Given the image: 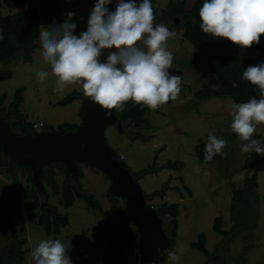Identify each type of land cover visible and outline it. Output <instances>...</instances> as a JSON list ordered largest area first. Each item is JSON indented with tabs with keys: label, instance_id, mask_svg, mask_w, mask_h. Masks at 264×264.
<instances>
[{
	"label": "rangeland",
	"instance_id": "rangeland-1",
	"mask_svg": "<svg viewBox=\"0 0 264 264\" xmlns=\"http://www.w3.org/2000/svg\"><path fill=\"white\" fill-rule=\"evenodd\" d=\"M176 1L151 0V4L158 15ZM96 2L97 0H28V6L39 13L40 32L44 27L63 23L66 13L73 12L71 22L77 25L74 34L78 36L86 31L90 10ZM107 7L112 11L110 4ZM169 30L175 35L167 41L166 50L173 54L172 68L168 71L170 75L181 76L179 96L147 113L150 128L131 125L121 133L110 125L104 135L109 146L130 168L133 178L148 198L145 199L149 206L157 209L171 203L179 205L177 236L169 253H175L180 259L178 262L173 261L168 255L160 264H219V252L216 254L219 259L216 260L215 257L208 263L207 256L190 245L203 232L206 235L205 246L213 253L222 239L213 230V220L221 217L222 228H230L231 191L234 187L241 186L246 175L245 153L241 151V145L246 142L241 141L238 135L234 136L236 133L232 131V100L213 93L219 90V84L198 50L184 38L183 28L174 26ZM137 46L147 51L143 40L137 42ZM42 53L38 37L31 61H24L19 51L8 60L0 62V71L12 72L11 78L0 81V94L7 95L2 106L7 109L15 90L22 87L24 92L21 111L27 121L38 126L35 128L37 132L46 126L56 128L61 123L79 125L83 99H74L66 105H58L57 102L74 90L84 94L82 85L70 84L57 90L58 78L52 73L51 65L43 59ZM185 63H190L198 75H191L185 69ZM40 71L49 74L42 82H38L36 75ZM205 89L209 94L198 98L196 93ZM255 132L261 133L264 140V124H258ZM136 134L139 137L133 136ZM209 134L227 141V146L222 150L225 155H220L216 161L201 164L195 155L194 146L200 142L208 143ZM175 161L180 162V165L175 168L165 166L167 162ZM79 167L82 176L78 181L69 180L64 172L53 167L54 177L59 185L58 194L54 195L45 184L49 195L48 203L69 221L68 226L55 236L46 235L39 225L40 208L34 211L32 218L27 215L26 207L31 200L25 199L24 192L33 191L27 179L28 174H19L17 180L12 181L0 172V197L13 217L19 243L26 250L25 264H35L32 252L41 241L55 239L66 247L71 245L68 256L72 264H99L104 251L112 244L119 245L127 259L137 261V243L129 240L128 228L123 225L127 215L116 214L112 210L116 197L113 198L108 191V177L87 164H80ZM252 171L258 174L257 192L260 199L256 228L251 238L248 235L231 238L229 251L220 264H241L243 258L244 264H264V156ZM65 180L72 185L73 190L78 188L79 183L94 198V206L97 207H88L83 199L75 198L73 204L65 208L61 195V186ZM153 194L155 196L150 197ZM39 200H42L41 195ZM116 200L117 209L122 210L123 200ZM163 217L165 221L168 220L166 213H163ZM246 244L252 246L243 255L242 249Z\"/></svg>",
	"mask_w": 264,
	"mask_h": 264
},
{
	"label": "clouds",
	"instance_id": "clouds-1",
	"mask_svg": "<svg viewBox=\"0 0 264 264\" xmlns=\"http://www.w3.org/2000/svg\"><path fill=\"white\" fill-rule=\"evenodd\" d=\"M112 0H97L90 10L86 31L74 34L77 25L73 12H67L61 24L44 27L39 34L43 59L51 65L57 79V90L80 83L85 96L102 108L123 111L125 102L132 100L141 107L156 110L181 92V76L170 75L173 54L166 50L167 41L175 33L163 24L154 26L155 15L151 0H118L115 11L107 5ZM200 29L213 38H226L240 48L260 43L264 34V0H204L199 9ZM146 36V38H145ZM4 28L0 26V40ZM143 40L147 51L137 42ZM115 48L105 61L102 49ZM38 82L48 72L37 74ZM242 79L258 87L261 98L232 104L231 128L243 143L242 153L264 156V140L253 139L258 124H264V62L244 69ZM232 86L237 85L233 81ZM106 111L105 116H110ZM227 141L209 134L204 160L212 161ZM66 247L60 240H43L32 252L35 264H72ZM173 261L180 257L169 253Z\"/></svg>",
	"mask_w": 264,
	"mask_h": 264
},
{
	"label": "trees",
	"instance_id": "trees-1",
	"mask_svg": "<svg viewBox=\"0 0 264 264\" xmlns=\"http://www.w3.org/2000/svg\"><path fill=\"white\" fill-rule=\"evenodd\" d=\"M44 1H62V0H44ZM204 0H177L170 3L167 7L172 15H183L184 23L183 36L193 45L200 55L202 56L206 67L210 70L219 84V90L213 91L218 97H228L234 103L247 102L250 98H261V93L257 86L251 85L250 82L242 79V73L248 66L258 65L264 62V34L260 36V43L253 44L249 48H240L238 45L233 44L226 38L216 37L213 38L210 34L204 33L199 24L201 23L199 18V9L202 7ZM4 6L8 9L6 13H0V26L4 28V39L0 40V62H4L11 58L16 52L22 53V59L26 62L32 60V52L36 47V39L40 33V17L35 8L28 6V0H3ZM153 7V6H152ZM154 15H156V8L153 7ZM12 72L10 70L0 71V81L11 78ZM233 81L236 83V87L232 86ZM24 88L20 87L15 90L12 101L8 108L5 109L2 104L5 101L6 93L0 94V119L8 122L11 129L16 134L34 135L37 133L35 123H31L26 120L25 114L21 111V104L23 103ZM209 94L208 90H202L196 93L198 98H202ZM84 94L74 90L66 97L57 102L58 105H66L74 99L86 98ZM147 106L141 107L135 104L132 100L125 102L123 111L115 109V114L121 120L124 131L131 125H135L141 128H150V122L147 118V113L150 111ZM84 111V104L80 109V117ZM78 124L75 123H61L53 128L52 126H46L43 130H53L57 133H64L69 130H75ZM38 127V126H37ZM139 137L138 134L133 135ZM237 136V134H234ZM141 137V136H140ZM253 139H262L261 133L255 132ZM207 142H200L194 146L195 155L201 164L210 163L220 158L217 154L212 161H205V146ZM263 159L262 155L256 153H245L244 168L246 169V175L243 178L242 184L238 188H233L231 191V203L229 206V215L231 219V226L228 230L222 228V218L216 217L213 220V230L222 236V239L216 246V250L210 253L205 246L206 235L201 232L197 235L195 242L191 243V248L199 250L205 256L209 258H215L218 260L216 254L220 253L219 264L225 257V254L229 251V243L231 238L237 235H248L250 238L253 236V231L257 225V219L260 212V199L258 195V174L256 171H252L254 166ZM180 165V162H167L165 166L175 168ZM164 166V167H165ZM53 167H56L59 171L64 172L66 177L70 180V174L66 171L63 163L55 162L52 165L44 167L40 180L44 189L39 192L38 188L33 185L31 171L27 167H21L15 165L9 157H6L2 153V147L0 145V172L12 181H16L19 174H28L27 179L33 187V191H25L24 197L26 200H31L27 204V215L29 218L33 217V213L37 208L41 209V215L38 218V223L44 229L46 235H57L61 232V229L68 226V218L60 214L54 206L48 203L49 195L46 192V186L51 188L54 195L59 193V185L54 177ZM80 168V167H79ZM154 169V168H153ZM150 169V170H153ZM146 171V170H145ZM82 173L80 171V177ZM73 180V179H72ZM78 188L73 190V187L67 180H65L61 186L62 188V204L65 208L70 207L75 198L83 199L88 207H94V198H92L81 187L79 183ZM190 192V191H189ZM42 196V200H39V196ZM113 197V195H111ZM155 196V194L150 197ZM115 197V196H114ZM113 197V198H114ZM147 198V197H145ZM148 199V198H147ZM124 201V199H122ZM52 212L44 207V203ZM97 203V202H96ZM0 204L3 206L7 215V237L9 244L5 249L0 248V264H25L26 250H24L18 240V234L15 228L13 217L7 211V205L4 204L0 197ZM117 200L114 198V204L112 210L116 214H126L125 208L118 210ZM156 212L161 218L162 225L165 233L170 237L173 247L175 237L178 230V203H171L168 206H162L156 209ZM163 213H166L168 220L165 221ZM124 227L128 228L127 236L130 241L137 240L138 233L131 221L126 218V222L123 223ZM252 244H246L242 249V254L245 255ZM165 257V256H164ZM138 261H131L127 259L123 254L121 247L116 244L110 245L104 251L99 264H137ZM209 263V261H208ZM245 263V259H242L241 264Z\"/></svg>",
	"mask_w": 264,
	"mask_h": 264
},
{
	"label": "water",
	"instance_id": "water-1",
	"mask_svg": "<svg viewBox=\"0 0 264 264\" xmlns=\"http://www.w3.org/2000/svg\"><path fill=\"white\" fill-rule=\"evenodd\" d=\"M118 0H112V12ZM142 0H135L139 5ZM175 17V21H177ZM103 62L115 48L102 49ZM84 111L81 122L75 130L57 133L41 130L34 135L16 134L8 122L0 119V145L4 156L21 167L31 171L33 185L41 192L44 187L40 174L44 167L55 162L63 163L74 181L80 178V164H87L106 174L109 179L108 191L111 195L124 199L125 213L138 233L136 240L138 263L160 264L172 248L171 239L164 231L156 209L147 204L142 188L133 178L130 168L105 139L104 132L110 125L124 132L121 120L115 109L102 108L90 97L83 100ZM111 111L110 116H105ZM7 215L0 204V248L5 249L7 237ZM165 253V255H163Z\"/></svg>",
	"mask_w": 264,
	"mask_h": 264
},
{
	"label": "flooded vegetation",
	"instance_id": "flooded-vegetation-1",
	"mask_svg": "<svg viewBox=\"0 0 264 264\" xmlns=\"http://www.w3.org/2000/svg\"><path fill=\"white\" fill-rule=\"evenodd\" d=\"M6 9V12H7V8L4 6L3 4V0H0V13H6L4 12ZM184 16L185 14L183 15H172L169 13V11H163L162 14H156L155 15V20H154V26L157 25V24H163L165 26H167L169 29L172 28V27H177V26H180L183 28V26L181 25V23H184L185 20H184ZM175 17H177V21H175ZM184 67L185 69H187L191 75H198L197 71H195L193 68H192V65L190 63H185L184 64ZM198 77V76H196ZM118 198V197H116ZM122 199V198H120ZM124 202V201H123ZM44 203V202H43ZM44 207L48 210V212H52L51 208H49L47 205H45L44 203ZM163 255H165V253H163ZM208 258V261L209 262H212L213 258ZM166 259V257L163 258V260ZM138 261V259H137Z\"/></svg>",
	"mask_w": 264,
	"mask_h": 264
},
{
	"label": "built area",
	"instance_id": "built-area-1",
	"mask_svg": "<svg viewBox=\"0 0 264 264\" xmlns=\"http://www.w3.org/2000/svg\"><path fill=\"white\" fill-rule=\"evenodd\" d=\"M35 125V127L37 128V125L36 124H34Z\"/></svg>",
	"mask_w": 264,
	"mask_h": 264
}]
</instances>
